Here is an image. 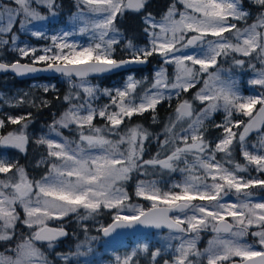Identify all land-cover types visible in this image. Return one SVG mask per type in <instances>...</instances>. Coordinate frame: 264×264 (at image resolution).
Wrapping results in <instances>:
<instances>
[{
	"label": "snow or ice",
	"instance_id": "snow-or-ice-1",
	"mask_svg": "<svg viewBox=\"0 0 264 264\" xmlns=\"http://www.w3.org/2000/svg\"><path fill=\"white\" fill-rule=\"evenodd\" d=\"M252 2L261 11L251 24H247L251 14L244 9L243 0H176L159 20L146 12L148 44L138 47L127 41V59L114 55L121 43L116 21L127 11H144L147 0H78L74 31L50 37L31 32L33 37L50 40L40 48L18 45L13 26L17 20L26 28L32 21L47 19L34 5H43L54 17L56 0H13L14 7L0 4V48L11 44L22 59L31 60L23 64L19 60L0 62V71L18 76L51 71L65 77L71 89L63 97L67 108L48 125L49 134L35 140L46 148L47 156L39 162L46 164L44 175L30 179L18 162L0 156V242L11 244L18 224L29 230L8 250L10 255L0 253V264H52L48 250L54 251L68 232L49 222L63 221L70 215L87 221L102 210L113 212L111 223L98 228L104 237L136 225L174 234L170 239L179 243L163 264H264V202L251 199L253 189L264 190V91L241 95L236 82L225 79V70L219 66L221 57L232 56L234 68L252 70L248 84L264 89V0ZM241 21L245 27L238 26ZM76 34L87 35L88 43L70 42L69 37ZM154 55L163 63L139 95L142 81L132 75L115 90L101 89L88 81L91 74L145 64ZM164 65H174L173 77ZM201 80L203 86L191 99H180ZM43 90L47 93L49 86ZM173 94L178 103L163 127L164 138L157 137L159 150L144 159V144L152 134L141 125L123 130L121 126L135 115L155 113L157 105L171 100ZM101 95L109 97V103L97 106L94 102ZM25 102L36 106L35 101L27 100V94L16 101ZM195 102L202 105L199 111ZM47 104L46 100L40 102L41 107ZM221 110L224 120L215 127L222 131L213 146L205 138L204 125ZM237 115L247 119H237ZM97 118L104 126L94 123ZM30 119L31 113L0 118V129L6 123L19 126L0 134V147L25 152ZM68 128L75 129L77 139L63 136L61 129ZM254 132L258 141L249 146L248 138ZM237 145L244 164L232 158ZM217 154L222 158L217 159ZM176 172L181 179L167 187H161V180L149 178ZM133 173L145 177L136 182L134 195L147 201V207L131 203L124 187ZM229 194L235 195V202L225 200ZM253 228L256 230L250 231ZM209 230L213 236L201 250L197 246L200 233ZM84 231L87 233L86 226ZM249 234L256 238L254 243L247 242ZM96 239L93 236L77 244L70 255H86L81 248ZM140 253L148 254L152 264H159L161 249L150 251L147 244L117 256L115 264H138ZM62 259L68 261L69 254Z\"/></svg>",
	"mask_w": 264,
	"mask_h": 264
},
{
	"label": "trees",
	"instance_id": "trees-1",
	"mask_svg": "<svg viewBox=\"0 0 264 264\" xmlns=\"http://www.w3.org/2000/svg\"><path fill=\"white\" fill-rule=\"evenodd\" d=\"M12 4L13 2L10 1ZM77 2L78 0H56L57 3V10L60 13H66V17L71 15L74 11L77 10ZM176 2V0H147L146 9L140 13H136L133 11H127L123 16H119L116 21V26L120 31L121 34V43L116 47V52L114 53L115 57L124 58L130 55L129 52L125 50V44L127 41H132L133 44L136 46L142 45L145 43L147 34L144 32L145 23H144V15L146 12H151L155 18H161L164 13L167 11L168 7ZM15 6V5H14ZM181 5L177 3V8ZM243 6L245 9L249 11L250 20H255L261 9L256 6L253 2H249L247 0H243ZM41 11V10H40ZM41 13H44L41 11ZM235 22V21H234ZM243 25V23L238 22V26ZM23 36L27 37L30 40H33L29 35L22 34ZM6 58L11 62L15 61L14 59L18 58L20 61L29 62L27 58L16 57L13 53L5 48H0V60ZM150 63L146 69H136L134 75L139 77L142 75V71L146 70L148 73L147 78H151L152 76V69L154 66L160 63V60L154 56L149 57ZM8 62V63H11ZM172 65H165L167 71L169 72ZM126 72H120L116 74L106 75L103 77H95L88 79L91 82H95L97 86L101 89L104 88H118L122 86L123 79L125 77ZM43 78V77H42ZM61 77H54V78H43L49 79L51 81H55V84L60 87L59 90H51L47 93L38 91H33L31 95L27 97L29 101H35L36 106H32L30 103H23L19 104L18 106H5L11 115L13 116H20L25 115L27 113H31V119L28 124L27 133L29 136V143L26 146L25 152H20L18 150L10 149L8 150L10 159L13 161L18 162L20 166L25 168V171L30 179H38L41 177L45 172L46 168L43 165L39 166L36 164L37 161L43 159L46 156V148L44 146L37 145L35 141H33L31 135L37 133V131L43 132L48 128V125L57 118L63 109L67 106L66 102L64 101L63 97L68 94L69 85L67 81H59ZM61 80H66L62 78ZM25 80H19L15 77H8L5 78L3 75H0V90H7L12 89V87H20L25 82ZM195 89V88H194ZM190 90L189 93H183L180 99H191L192 98V91ZM246 90V88H245ZM140 94V93H137ZM42 100L48 101L46 107H41L40 102ZM178 102L177 97H172L171 100L162 101L159 105H157L156 112L152 113L151 111L145 112L142 115H135L131 118V120H126L125 124L122 125V130L127 127L141 125L143 128L147 129L152 135L150 139L145 141L144 144V159H149L154 156L157 151L159 150V145L157 143V137L159 139H163V127L164 125L170 120L174 113L175 106ZM153 115H155L156 119L153 120ZM2 118H6L5 115H2ZM237 119H245L244 117H235ZM218 112L213 115L211 120L206 121L204 125L205 131V138H216L221 135L220 129L215 127V121L218 122ZM94 123L97 126H104V121L100 118H97ZM18 125H11L7 124L2 129H0V134H6L8 131H14L18 128ZM65 132V129H62ZM74 133V132H73ZM254 134H251L248 138L249 141H253ZM219 155V154H218ZM234 161L242 162V157L240 156V151L238 145L233 150ZM254 173V171H251ZM152 177H158L152 176ZM145 177L141 176L139 173H133L132 178L125 184V189L128 191L131 201H137L142 204V206L147 207L148 204L146 201H143L134 195V188L133 184L136 179H144ZM150 178V177H149ZM253 192L256 194H264V190L260 189H253ZM112 212L110 210H102L101 213L98 215L100 222L103 225H107L112 220ZM22 215V213H21ZM83 221H79L75 215H70L69 217L65 218L63 221H50L49 224L53 226H63L66 231L68 232V236L62 238L60 241L57 242L55 250H48L49 252V259L50 261L55 260V255L63 254L69 252L71 249L74 248L75 244L78 242L79 239L83 237L81 223ZM16 239L10 244L8 242H0V252L1 253H10L8 250L15 245L17 241L22 239L24 236L29 234L28 229L23 224H18L16 227ZM161 234L165 233L166 231H159ZM96 237L98 240L101 239L99 236L98 230L95 231ZM201 238L198 241V247L202 249L207 242V239L212 236L213 234L211 231H203L200 233ZM140 236V235H139ZM142 236V235H141ZM147 236V235H144ZM136 237V236H135ZM138 237V236H137ZM132 237L128 239H124L123 242H129ZM247 238L251 240V242H255V238L251 235H248ZM152 242V241H151ZM100 246V245H99ZM46 248V245L44 246ZM160 247L157 243H149L150 251ZM99 248V247H98ZM102 255H106V253H102ZM170 257L169 253H161V256L157 259L159 260V264L162 263L164 259H168ZM141 262L140 264H152L150 261L149 255L144 253L142 257L138 255Z\"/></svg>",
	"mask_w": 264,
	"mask_h": 264
},
{
	"label": "rangeland",
	"instance_id": "rangeland-1",
	"mask_svg": "<svg viewBox=\"0 0 264 264\" xmlns=\"http://www.w3.org/2000/svg\"><path fill=\"white\" fill-rule=\"evenodd\" d=\"M10 1L13 2V0H0V4L9 5V6L14 7V4H12ZM247 1L252 2V0H247ZM34 6L37 7L39 10H41L42 12H44L41 14L45 15L47 17V19H45L43 21H32L30 24H28L26 26V28H21L19 25V20H17L13 26V32L17 35V44L18 45L23 46V45L27 44V45H30L33 47L40 48V47H43V46L50 43L49 39H43V38H37V37L31 36L32 31L43 32L46 37H50L51 35H54L57 33H62L63 31H74V29H73V13H75L77 10L74 11L68 17H66V13L62 14L56 9V15L53 17L43 5H34ZM178 9L183 10V6L181 5ZM245 10L248 11L247 9H245ZM156 19L159 20L160 18H156ZM254 21L255 20H250L249 22H247V24H251ZM241 23H243V25L241 24V26H239V27H245L246 26L245 22L241 21ZM23 33L25 35H29L33 40H30L27 37L23 36L22 35ZM4 38L7 39L8 35H5ZM120 39H121V35H120ZM69 41L70 42L75 41V42L83 45V44L88 43L89 37L87 35L76 34V35L69 37ZM147 44H148V36L146 37L145 43L142 45H139L138 47H143V46H146ZM7 49L10 50L13 53V55H15L16 57H20L18 55V53L14 50L13 45L9 44L7 46ZM186 51L191 53L193 50L187 49ZM155 57H157L160 60V63L153 67L152 76L150 79L147 78L148 73H146L147 72L146 70H143L142 75H140L139 77H136L134 75V72L130 71V72L125 73V77L123 79L122 86L118 87V88H122L125 84L127 77L129 75H132L136 80L142 81L141 87L137 89V93L141 94L143 89L150 85V83L152 82V79L155 75V72L161 67V65L163 63L160 56L155 55ZM232 58H233L232 56H229V57H221L219 59V66L225 70L222 73V76L225 79L230 78V79L234 80L236 82V87L239 89V92L241 95H244V96L256 95V94H259L261 91H264V89H261L259 86H251L248 84V80L253 76L252 70L247 68V67H245L243 69L234 68V66L232 64ZM237 58H240V57H237ZM27 59L29 60V63H31L30 58H27ZM1 60L4 62H7V63L11 62L10 60H8L6 58H3ZM14 60H19V59L16 58ZM252 62L256 64L257 68L260 67L259 62L256 61L255 59H253ZM164 67H165V65H164ZM146 68H144V69H146ZM213 70H215V69H213ZM168 74H169L170 78L174 76V65L171 66ZM3 77L8 78V77H12V76L10 74H5V75H3ZM58 77H61L59 81H63V82L67 81V79L63 76H58ZM62 78H65L66 80H61ZM24 82L25 83L20 87H12V89L0 90V118H2V115H5V116L11 115L9 110L5 106H18L19 104H17L16 101L19 98L23 97L25 94H27V97H28L29 95H31V93L33 91H37L36 94L38 93V91L44 92L43 86H45V85L49 86V89H51V90H59L60 89V87L55 84V81H51L49 79L35 78V79L26 80ZM89 82L93 85H96L95 82H91V81H89ZM67 84L69 85L68 81H67ZM53 85L55 86L54 89L51 87ZM202 86H203V83L201 80V82L198 83L196 88L192 91V93H193L192 96L194 95L195 91H197ZM245 88H246V90H245ZM110 89L115 90L117 88H110ZM70 90L71 89L69 86L68 93ZM137 95H139V94H137ZM172 97H176L175 94H173ZM94 103L97 106H102L104 104L109 103V97L102 96V95L98 96V98L96 99V101ZM194 106L196 108V111H199L200 107H202V105H200L199 102H195ZM66 108H67V106L63 109V111ZM214 114L215 113H213L208 118V120H211L213 118ZM224 115L225 114L222 110L218 111L219 120H217L218 122L215 121V125L223 122ZM236 117H241V116L237 115ZM208 120H206V121H208ZM206 121H205V123H206ZM65 130L66 131L63 132L61 129V132H62L64 137H67L70 140H74V139L78 138L74 128H68ZM220 131H222V130L220 129ZM44 134H49V128H47L43 132L37 131V133H35L34 135L32 134L31 137H32L33 141H35L39 136L44 135ZM52 135H53V138H55L54 134H52ZM219 137L210 138V139H206V140L212 142V144L214 146L216 140ZM113 138H115V137H113ZM257 141H258V135L256 133V134H254L253 141L252 142L249 141L248 144L250 146L252 143L257 142ZM10 149L11 148L0 147V156H4L5 158L10 159L9 152H8V150H10ZM14 150H16V149H14ZM46 156H47V153H46ZM46 156L43 159H40V161L44 160L46 158ZM240 156H241V154H240ZM221 158H222V154H219V155L217 154V159H221ZM40 161H37L36 164L39 166L43 165V167L47 169L46 164L45 163H39ZM239 163H241V164L245 163V161L243 160V157H242V162H239ZM251 174L257 175L255 172L251 173ZM240 175L247 176L248 173H240ZM157 176L158 177H150V179L161 180L162 181L161 187H167V185L169 183H171L172 181H177V180L181 179V174L179 172L172 173V174L165 173L162 177H160L159 175H157ZM261 178H264V176H261ZM138 180H140V179H136L134 181V184H133L134 190H135L136 182ZM124 187H125V185H124ZM251 199L254 202H264V194L254 193V195L251 197ZM225 200L235 202L236 197L233 194H229L228 196L225 197ZM131 203L139 204L142 206V204L140 202H137V201H131ZM147 204H148V202H147ZM21 213H22V211H21ZM98 215L95 216L93 219H89V220L83 221L81 223V227H83L82 228L83 237L78 240V242L75 244L74 248L71 249L69 252L55 255V260H53V261L51 260L52 264H115V260H116L117 256L123 257L125 254H130L134 249H137L139 245L147 244L149 246V243H157L158 245H160V247H157V248L161 249V253H169L171 256V253H172L174 246L179 243L176 240L170 239V236L174 235V234H170L168 230L163 234H161L159 231H154L150 234H146L147 236H144L143 234H142V236L138 235V237L134 236L131 238V240L129 242H123L124 239H104L101 237V235H99L101 237V239H99V240L96 239L94 241H91L90 245L86 244L81 248V251H84L87 253L86 255H83V256H72V255H70V253L76 251V245L77 244H80L81 242L85 241L86 239H90L91 237L96 236L95 231L98 230L100 225H103V223L100 222ZM84 226L87 227V233H85V231H84ZM255 230L256 229L253 228L250 231H255ZM212 236H210L207 239V242L205 243V246L202 249L207 247L208 240L211 239ZM200 238H201V234H200L199 239ZM199 239H198V241H199ZM246 240L248 243H254V242H251V240H249L247 237H246ZM198 241H197V246H198ZM89 247L91 248V251H88ZM257 247H258V245H257ZM153 250H155V249H153ZM102 253H106V255H102ZM3 254L4 255H10L11 253H3ZM64 254H69V260L68 261H64L62 259V256ZM143 255H144V253L139 254L140 257H142ZM136 259L138 261V264H140L141 260L139 258H136ZM161 264H163V261Z\"/></svg>",
	"mask_w": 264,
	"mask_h": 264
},
{
	"label": "water",
	"instance_id": "water-1",
	"mask_svg": "<svg viewBox=\"0 0 264 264\" xmlns=\"http://www.w3.org/2000/svg\"><path fill=\"white\" fill-rule=\"evenodd\" d=\"M127 58L128 57L118 58V59H127ZM0 62H3V61H0ZM20 63L23 64V63H29V62L20 61ZM149 63H150V59H148V62L145 63V64H129V65H125L124 67H122L120 69L113 70L111 72H105V73H99V74H91L88 78L103 77V76H106V75L108 76V75H111V74H116V73H120V72H127V71H131V70H135V69H143V68H146L149 65ZM37 67H42V65H37ZM0 74H2V75L10 74L11 76H14L16 79H19V80H29V79H32V78H39V77H46L47 78V77H58V76H61L60 74H57V73H54V72H51V71H39V72H36V73H30V74L21 75V76H18V75H16L15 73H13L11 71H0ZM109 223H111V221ZM50 226H52V225H50ZM53 227H57V226H53ZM154 231H167V229L147 228V227H144V226H141V225H136L133 228L118 229L110 237H104L101 233H100V235L104 239H126V238L131 237V236H136V235H139V234H149V233L154 232Z\"/></svg>",
	"mask_w": 264,
	"mask_h": 264
}]
</instances>
